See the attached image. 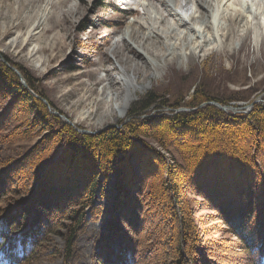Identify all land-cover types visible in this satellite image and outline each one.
Listing matches in <instances>:
<instances>
[{"label": "rangeland", "instance_id": "rangeland-1", "mask_svg": "<svg viewBox=\"0 0 264 264\" xmlns=\"http://www.w3.org/2000/svg\"><path fill=\"white\" fill-rule=\"evenodd\" d=\"M206 2L204 21L196 20L191 24L198 33L195 34L189 26L184 29L186 38L182 37L175 42L176 47H171L162 35L143 39L149 32L139 25L147 26L150 19L132 6L130 0H0V62L12 72L10 66L24 69L37 93L25 87L14 73L22 86L38 100L39 106L33 105L57 117L76 135L100 137L111 129L124 131L125 123L132 118L128 116L130 109L148 93L164 104L153 105L138 118L192 111L210 105V101L222 106L241 107L242 110L237 112L218 108L232 115L248 113L250 111L244 112L246 108L243 107L257 97H262L260 104L264 105V0H228L229 10L239 11L244 17L242 22L234 19L230 11L224 15L217 12L216 0ZM153 3L162 8L156 1ZM151 12L149 15L153 17L155 9ZM192 13L199 15L195 7ZM166 18L162 23L164 27L174 24L172 16ZM155 25L158 27L157 23ZM173 52L176 54L172 55ZM129 81L132 85L128 84ZM128 85L136 87L134 93ZM139 86L145 87L144 90L138 89ZM195 90L205 98L198 106L173 108V105L186 103ZM131 93L133 98L123 111V103ZM37 112L33 107L16 102L0 88V152L14 159L32 149L25 163L0 169L2 178L8 184L16 178H31L30 182H37L39 177H31V171L27 170L28 167L33 170L32 163L36 162L35 168L45 169L39 174L50 180L52 196L60 204L73 206L81 200L80 195L75 197V193L83 189L87 181L84 175L94 167L96 160L80 151L66 150L68 134L66 128H59L57 122L49 120L47 131L38 125L32 127L30 123ZM59 129L60 136L56 133ZM209 137L211 143L218 145L223 136L210 131L203 138ZM134 139L131 136V140ZM139 139L138 145L129 148L135 153L131 155L138 156L133 170L141 180L144 179L143 188L136 195L130 187L123 190V195H134V206L141 203L143 226L136 240L144 255V263L168 264L166 253L172 254L180 235L173 222V214L177 211L172 212L167 194L165 196L161 187L165 181L169 190L172 189L168 174L175 165L173 155L153 137L142 135ZM238 139L236 143L244 144L245 138ZM48 142L44 150L43 146ZM10 148L15 153L11 154ZM59 155L60 163L57 164ZM142 161L148 162L149 168H143ZM80 163L89 164L86 165L89 169ZM215 164L216 167L213 165L212 168L218 171L207 176V183L214 179L229 189L234 182L242 181L243 186L237 187L236 183L233 193L241 195V190L257 178L254 173L238 167L220 165L218 168V163ZM248 167L252 168L251 164ZM100 171L97 170L99 178ZM107 175L99 182L92 205L85 209L86 222L75 236L72 264H96L93 258L95 245L105 230L111 201L117 190L115 173ZM201 180L204 178L199 173L197 180L183 186L177 196L170 195L171 201L179 198L173 203L177 202L186 212L183 217L190 224L194 223L197 231V257L201 260L194 264H202L203 260L213 264H249L240 241L218 219L208 193L203 195L205 185L195 186ZM252 186L255 189L260 187L258 182ZM257 193L254 190L255 203H258L255 215L261 212L262 206L260 192ZM0 208L3 213L4 205L0 204ZM64 208L62 211L66 210ZM64 234L65 230L60 228V236H51V244L44 255L39 253L31 262L61 264L66 241ZM59 248L60 256L58 250L51 254Z\"/></svg>", "mask_w": 264, "mask_h": 264}, {"label": "trees", "instance_id": "trees-1", "mask_svg": "<svg viewBox=\"0 0 264 264\" xmlns=\"http://www.w3.org/2000/svg\"><path fill=\"white\" fill-rule=\"evenodd\" d=\"M17 68L22 73L28 86L37 93L30 75L24 69ZM0 88L10 94L16 102H20L22 105L25 104L30 108L33 107L34 110L38 111L32 118V124L30 123L31 126L33 125L32 127L38 125L43 131H47L50 128L48 125L49 120L57 122L59 128H66L65 131L68 134L67 143H65L66 150L80 151L88 158L94 156L96 160L94 167L90 168L87 171L88 173L84 175L87 181L84 183L83 189L75 193V197L80 195L81 200L73 206L67 205L68 207L63 203L60 204L52 196L50 191L52 187L48 182L50 180L43 177L44 174L42 176L39 174L45 169L35 168L36 162L32 163L33 170H31V167L27 169L29 172L31 171V177H39L37 182L34 183L30 182L31 178L29 177L30 184L26 178L23 180L16 178L8 184L2 178V172L0 171V204L4 205L3 213H1L0 208V264H37L31 262V260L39 253L44 255L51 244V236H60V228L65 230L64 236L66 239L62 250L61 264H72L75 236L80 227L86 222L85 209L92 205L99 182L111 172L116 175L117 190L111 201L112 206L109 208L105 230L95 245L93 258L96 264H145L144 255L142 256L136 240L143 226L141 203L134 206L135 196L123 195V190H128L130 187H133L136 195L143 188L144 179L141 180L139 174L134 173L133 170L135 157L138 156L131 155L135 153L129 148L130 145H138L137 140H140L139 138L142 135L153 137L163 149L169 153L172 152L173 164H175L174 169L169 170L170 173L168 174L172 189L169 190V186L165 181L161 185L162 190L166 192L165 196L167 194V201H170L169 207L172 212L177 211L173 214V222L180 234L178 236L179 240L174 243L175 250L172 254L169 251L166 253L169 256L167 258L169 260L168 264H194L199 259L197 257L198 234L194 230V223L190 224L183 217L186 212L179 208L177 202L173 203L179 199L174 200L175 194L177 196L183 186L186 187L191 181L195 182L199 173L203 175L205 181L201 180L203 183L199 181L195 183V186L203 187L205 185V194H202L206 195L208 193L207 195L215 205L218 219L240 241L249 264H264L263 104H255L250 112L245 114L232 115L213 105H206L192 111L138 118L137 116L153 105L157 103L164 104L158 97L148 93L130 109L128 116L132 118L125 123L124 131L111 129L106 134L100 135V137H93L90 135H76L57 117L51 116L45 110V112L39 110V105L36 103L38 100L22 86L15 73L5 63L1 62ZM204 100L205 98L198 94V90H195L186 103L173 105V108L176 109L180 106L196 107ZM34 103L38 106L33 105ZM210 131L223 136L218 145L211 143L212 139L210 137L203 138ZM56 133L60 136V129ZM199 134H201V137ZM131 136L135 139L131 140ZM244 136H247V138ZM53 138L52 136L51 139ZM173 138L176 139L172 140ZM238 138H245L244 144L236 143V140H239ZM48 144L49 142L43 146L44 150L48 147ZM10 149H12L11 154L15 153L13 148ZM5 152H8V150ZM31 153L32 149H29L23 155L19 154L13 159L1 151L0 169L5 166L10 168L25 163ZM204 158L206 160L202 163ZM210 160L214 163L210 164ZM161 161L163 162L164 159ZM215 162L218 163V168H220V165L233 169L238 167L240 170L254 173L257 178L255 177V180L253 178V183L250 181L251 183L246 188H241V195L233 193L232 189L236 187L237 182L233 183V187H228L229 189H225L219 184V181L214 179H212V182L207 183V176H210L211 172L218 171L212 168L213 165L216 167ZM234 162L237 166L233 165ZM59 163L60 155L57 160V164ZM80 164L85 169H89L87 167L90 166L89 164H86L87 166ZM249 164L252 168L248 167ZM142 165L143 168H149L146 161H142ZM97 170H101L100 178ZM145 172L150 173V171ZM241 182L238 181L237 187L243 186ZM256 182L260 185V187L256 186V189L257 187L260 188L259 191L252 186ZM57 186H60V183ZM254 190L260 192L262 198L261 212L256 215L255 206L258 203H255ZM120 193L123 197H120ZM171 194H173V201L170 199ZM12 195L15 197L11 198ZM60 206L65 207L66 210L62 211ZM55 248H57L56 245ZM52 253H57L60 256V248ZM202 264L213 263L212 261L203 260Z\"/></svg>", "mask_w": 264, "mask_h": 264}, {"label": "bare ground", "instance_id": "bare-ground-1", "mask_svg": "<svg viewBox=\"0 0 264 264\" xmlns=\"http://www.w3.org/2000/svg\"><path fill=\"white\" fill-rule=\"evenodd\" d=\"M154 1H156L158 4L162 6V8H157L155 5H153ZM207 0H130V4L134 6L135 8L139 9L143 16L146 17V19H150V22L148 21V25H139L141 29L147 30L148 36L146 38L143 37V39H152V37H158L160 35L165 36L169 43L168 46L176 47V41L183 38H186L184 34V29H187L190 26V29L195 32V34L198 33V31L194 30L192 28V23L198 21H204L205 14L207 13V6L206 2ZM228 0H216V11L220 12V14L226 13L227 11L231 12V15L233 13L234 19H239V22L244 21V17L239 11H231L229 10V4H227ZM153 6V8H152ZM193 7L197 8L199 11L198 16H194L192 13ZM152 9H155V15L151 17L150 13ZM160 9V10H159ZM216 12V13H217ZM229 12V13H230ZM264 15V10L262 11ZM150 14V15H149ZM228 14V12H227ZM149 15V16H148ZM172 16L174 19L173 25H168L164 27L162 23L167 19L166 17ZM166 16V17H165ZM224 18V16L222 17ZM155 23L158 24V27H155ZM247 24V22L245 21ZM129 32V31H128ZM132 35V33H131ZM200 37V36H199ZM176 54V52H173L172 55ZM129 85H132V83L129 81ZM128 85V86H129ZM131 88V91L134 93V88L129 86ZM145 87H140L138 89L144 90ZM133 98L132 93L127 96L123 103V111L125 109V106L131 99Z\"/></svg>", "mask_w": 264, "mask_h": 264}, {"label": "water", "instance_id": "water-1", "mask_svg": "<svg viewBox=\"0 0 264 264\" xmlns=\"http://www.w3.org/2000/svg\"><path fill=\"white\" fill-rule=\"evenodd\" d=\"M10 67H11V69L14 70V72L17 74V76L19 77L21 83H22L25 87H29L28 84H27V82H26V80H25V78L23 77L22 73H21L18 69L14 68V67H12V66H10ZM29 89H30V87H29ZM31 91H32V90H31ZM42 101H44V100H42ZM261 101H263L262 97H261V96L257 97L252 103H250V105H248V106H246V107H243V109L246 108V110H245L244 112H248V111H250V110L252 109V106H253L255 103H260ZM44 102H45V101H44ZM209 104H210V105H213V106H215V107H217V108H220V109H222V110H225V111L231 110L232 112H237V111H241V110H242L241 107H237V108H236V107H232V106H225V105L222 106L221 104H219V103H217V102H214V101H210ZM179 110H180V109H179ZM64 119H65V118H64ZM65 121H67V120H65ZM67 122H69V121H67ZM69 123H70V122H69Z\"/></svg>", "mask_w": 264, "mask_h": 264}]
</instances>
